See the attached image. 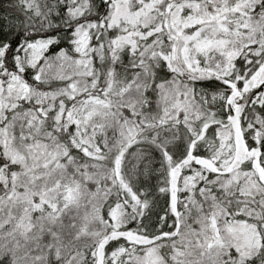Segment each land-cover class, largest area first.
<instances>
[{
	"label": "snow or ice",
	"instance_id": "1",
	"mask_svg": "<svg viewBox=\"0 0 264 264\" xmlns=\"http://www.w3.org/2000/svg\"><path fill=\"white\" fill-rule=\"evenodd\" d=\"M0 264H264V0H0Z\"/></svg>",
	"mask_w": 264,
	"mask_h": 264
}]
</instances>
